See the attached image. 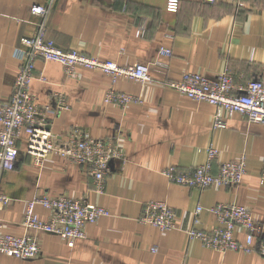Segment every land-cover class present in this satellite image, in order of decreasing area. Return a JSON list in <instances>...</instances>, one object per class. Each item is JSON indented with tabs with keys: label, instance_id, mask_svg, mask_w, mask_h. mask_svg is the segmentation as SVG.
I'll use <instances>...</instances> for the list:
<instances>
[{
	"label": "crops",
	"instance_id": "crops-1",
	"mask_svg": "<svg viewBox=\"0 0 264 264\" xmlns=\"http://www.w3.org/2000/svg\"><path fill=\"white\" fill-rule=\"evenodd\" d=\"M178 1V10L170 12L169 0H55L48 37L60 48L122 66L150 63L153 81L142 84L119 79L114 85L118 91L141 98L122 108L104 102L112 82L102 71L78 66L69 76L57 62L36 63L32 92L38 106L51 105L54 94L59 93L70 104L67 111L45 114L47 127L56 138L64 140L76 126L94 138L118 137L126 161L111 164L100 194L94 190L87 167L53 155L43 166H35L21 140L16 166L2 182V191L12 198L1 211L3 232L36 236L41 254L19 259L0 253V264H264V256L258 252H217L190 240L186 233L198 204L208 209L220 202H237L248 207L263 226L260 237L264 238V184L260 178L264 124L224 113L226 127L214 129V106L166 86L186 71L214 78L228 67L237 87L264 76V0ZM48 2L0 0V105L11 96L19 73L14 50L36 31L39 18L30 9ZM161 48L170 49L172 55H161ZM157 61L161 65L154 64ZM210 147L220 152L215 172L221 163L245 155L247 172L240 185L201 191L163 176L162 171L171 165L184 172L203 165ZM61 194L110 213L89 224L86 237L73 246L22 223L30 200ZM151 200L172 206L180 229L161 232L141 223L144 203ZM34 213L41 220L53 214L41 205L35 206ZM200 220L198 229L210 231L218 226L208 211ZM236 235L244 241L240 230Z\"/></svg>",
	"mask_w": 264,
	"mask_h": 264
},
{
	"label": "built area",
	"instance_id": "built-area-1",
	"mask_svg": "<svg viewBox=\"0 0 264 264\" xmlns=\"http://www.w3.org/2000/svg\"><path fill=\"white\" fill-rule=\"evenodd\" d=\"M214 3L218 0H204ZM55 0L48 4H35L30 12L38 17L35 34L21 40V46L14 50L20 61L19 73L15 78L13 92L7 101L0 105V253L19 259H33L41 254V246L34 235L23 237L3 232L1 211L8 207L12 198L2 191L4 175L12 171L18 160L21 140L26 143L25 154L32 159L35 166H43L48 156H59L70 162L87 167L93 180L94 190L103 193L106 177L111 173V164L118 160L126 161V153L120 138H94L79 126L71 128L64 140L59 141L47 127L46 113L67 111L70 109L64 94H54L51 105L40 108L32 92L35 79L36 63L39 60L53 61L65 68L67 75L75 73L78 66L100 70L111 78L104 102L125 108L128 104L141 102V98L130 93L118 91L114 85L119 79L134 80L142 84L153 81L151 64L136 63L126 68L113 61H102L78 50H64L48 37V22ZM170 12L178 9V0H170L167 6ZM161 55L171 56L172 51L161 48ZM154 64L161 65L159 61ZM232 74L224 70L220 75L211 78L200 72L186 71L179 80L166 83L169 88L197 101L206 102L215 107L212 127L225 128L224 113L228 116L239 114L251 123L264 124V77L251 81L243 87H237ZM25 133V136H22ZM219 150L210 147L207 160L193 170L184 172L174 165L162 171L169 181L190 188L204 190L209 187H234L241 184L246 172V157L241 155L219 165L214 171V162L219 157ZM264 183V168L260 174ZM36 205H41L53 212L48 220H41L34 213ZM208 211L213 214L218 226L213 230L198 229L200 215ZM107 209L91 205L84 200L68 195L39 196L28 202L23 216V225L37 232L55 234L73 246L79 239L86 237V227L97 223L102 217L109 216ZM140 222L149 224L160 231L180 229L176 222L175 209L162 200H151L144 203ZM244 235L241 242L236 230ZM263 226L256 222L250 209L237 202H220L205 209L198 204L192 213V226L186 230L190 240H198L211 250L225 253L241 251L258 252L264 256ZM156 251V249H153Z\"/></svg>",
	"mask_w": 264,
	"mask_h": 264
},
{
	"label": "rangeland",
	"instance_id": "rangeland-1",
	"mask_svg": "<svg viewBox=\"0 0 264 264\" xmlns=\"http://www.w3.org/2000/svg\"><path fill=\"white\" fill-rule=\"evenodd\" d=\"M170 1V0H169ZM169 3V2H168ZM168 6V5H167ZM178 6H179V1H178ZM168 10V9H167ZM178 10V9H177ZM169 11V10H168ZM140 35H143V31H141L140 32ZM141 63V62H140ZM118 64V63H117ZM147 64V63H146ZM150 64V63H149ZM119 65V64H118ZM135 65V64H134ZM119 66H121V67H124V68H126V67H128V66H133V65H128V66H122V65H119ZM224 70H228L230 73H231V71L229 70V68L228 67H226ZM223 72V71H222ZM221 72V73H222ZM220 73V74H221ZM219 74V75H220ZM233 76V75H232ZM264 76H261L260 78H257V79H252V80H249L246 84H248L249 82H251V81H255V80H259V79H262ZM111 79V78H110ZM126 80V79H125ZM234 80V79H233ZM245 84V85H246ZM116 161H118V160H116ZM116 161H114V162H116ZM168 179V178H167ZM264 184V183H263ZM240 185V184H239ZM145 225H148V226H151V225H149V224H145ZM159 230V229H158ZM160 231V230H159ZM161 232H163V231H161Z\"/></svg>",
	"mask_w": 264,
	"mask_h": 264
}]
</instances>
